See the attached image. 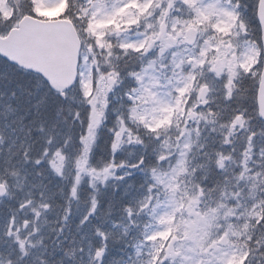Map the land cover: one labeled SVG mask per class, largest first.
<instances>
[{
	"label": "snow or ice",
	"instance_id": "obj_1",
	"mask_svg": "<svg viewBox=\"0 0 264 264\" xmlns=\"http://www.w3.org/2000/svg\"><path fill=\"white\" fill-rule=\"evenodd\" d=\"M0 264H264V0H0Z\"/></svg>",
	"mask_w": 264,
	"mask_h": 264
}]
</instances>
